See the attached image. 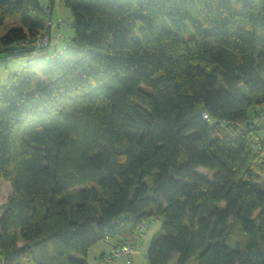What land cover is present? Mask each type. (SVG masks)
<instances>
[{"label": "trees", "instance_id": "trees-1", "mask_svg": "<svg viewBox=\"0 0 264 264\" xmlns=\"http://www.w3.org/2000/svg\"><path fill=\"white\" fill-rule=\"evenodd\" d=\"M54 2L0 0V264H87L152 218L146 264H264V0H61L70 49L33 55Z\"/></svg>", "mask_w": 264, "mask_h": 264}, {"label": "rangeland", "instance_id": "rangeland-1", "mask_svg": "<svg viewBox=\"0 0 264 264\" xmlns=\"http://www.w3.org/2000/svg\"><path fill=\"white\" fill-rule=\"evenodd\" d=\"M45 5V4H44ZM46 6V5H45ZM233 11L240 10V4H233L232 6ZM50 11V10H49ZM51 20L49 22L50 27L52 26V30H45L47 32V38L49 43L47 44V48H41L38 51V55L42 54L44 52H49V55L53 50H56L57 53L66 51L67 49H70V38L73 36L72 31V17L70 10L65 7L61 0H55L53 10L51 13ZM58 20L61 23H57ZM168 20V19H167ZM187 24V30L182 31L183 37H190L192 35V30L188 22H185ZM18 26L19 25V19L17 13L12 14L11 16H8L7 20L4 22L3 25L0 26V34L4 33V31L11 27V26ZM167 26L170 27V22L167 21ZM62 45H65L66 48L62 50ZM23 59H13L9 61H3L0 58V89L2 86H4L7 83V80L9 76L15 72L20 71V69L23 67ZM253 109H249L247 112L248 117L252 120L254 117L253 115ZM253 121L254 124L257 125V137L261 140H264V119H255ZM258 181L264 179V174H258V177L256 178ZM1 188L5 195H8L10 187L6 182H1ZM5 201L0 200V205H2ZM160 225L161 221L158 218H152L146 221V225L144 229L142 230L140 237H139V244H148L151 238L156 235L160 231ZM141 255H138V257L133 258V264H146V250H140ZM95 249L91 248L87 253V264H93L94 259L96 257Z\"/></svg>", "mask_w": 264, "mask_h": 264}, {"label": "built area", "instance_id": "built-area-1", "mask_svg": "<svg viewBox=\"0 0 264 264\" xmlns=\"http://www.w3.org/2000/svg\"><path fill=\"white\" fill-rule=\"evenodd\" d=\"M58 20L57 23H61ZM22 45L27 44L26 41L21 42ZM49 43L47 38V32L43 31L41 34L31 43V45L34 46L33 48V55H37L38 51L46 46ZM66 46L62 45L61 49H64ZM56 53L55 50L51 53L54 55ZM50 54V55H51ZM254 113L257 118L264 119V103L257 109L254 110ZM252 149L256 152L260 150V146L257 142H253L251 145ZM145 227V222H141L138 226L136 231L126 237L125 239L121 240L120 242L115 243L114 246H112L107 252L102 253L97 258L98 264H111L113 261L120 259L122 261V264H133V255L141 249H144L143 246H141L138 243L140 233ZM108 238V237H107Z\"/></svg>", "mask_w": 264, "mask_h": 264}, {"label": "crops", "instance_id": "crops-1", "mask_svg": "<svg viewBox=\"0 0 264 264\" xmlns=\"http://www.w3.org/2000/svg\"><path fill=\"white\" fill-rule=\"evenodd\" d=\"M43 2L45 3L46 2V0H43ZM46 5V4H45ZM52 10H53V8L51 9V13H52ZM50 20H51V17H50ZM49 30H50V32H51V30H52V26L50 27V25H49V28H48ZM49 54V52H44V53H42V54H39V56H45V55H48ZM122 239H124V237H122V236H120V237H114V238H107V239H103V240H99L98 242H96L95 244H93L90 248H89V250L91 249V248H93V249H95V252H96V257H95V259H94V263L93 264H98L97 263V258H98V256L99 255H101L102 253H104V252H107L113 245H115V243H117L118 241H120V240H122ZM138 242H140L139 240H138ZM141 246H143L144 247V249H141V250H146V248H147V244H142ZM88 250V251H89ZM88 253V252H87ZM138 255H141V252H140V250H138L134 255H133V257L132 258H134V257H138ZM111 264H122V261L120 260V259H118V260H115V261H113ZM142 264V263H141Z\"/></svg>", "mask_w": 264, "mask_h": 264}, {"label": "water", "instance_id": "water-1", "mask_svg": "<svg viewBox=\"0 0 264 264\" xmlns=\"http://www.w3.org/2000/svg\"><path fill=\"white\" fill-rule=\"evenodd\" d=\"M49 13L51 14V8H50ZM49 22H50V17H49V19H48V26L50 25Z\"/></svg>", "mask_w": 264, "mask_h": 264}]
</instances>
